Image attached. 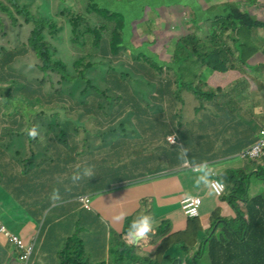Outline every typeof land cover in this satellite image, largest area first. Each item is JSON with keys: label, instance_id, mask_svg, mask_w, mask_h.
<instances>
[{"label": "rangeland", "instance_id": "rangeland-1", "mask_svg": "<svg viewBox=\"0 0 264 264\" xmlns=\"http://www.w3.org/2000/svg\"><path fill=\"white\" fill-rule=\"evenodd\" d=\"M92 1L98 6V8L103 10V13L106 12L108 16L116 14L122 19V29L124 34L127 32L128 25L131 22H134V30L131 37V42L133 40L134 47L137 48L139 46V38L143 39L148 37L149 41H157V44L152 48L153 51L157 52L159 55H147V60L141 62L131 60L123 55L112 59V55L110 54L109 50H107L108 54L104 56L100 49L97 51L92 49L90 42H86V39L88 38V32L98 27L100 17L102 16H96L99 17L97 19L94 17L93 13L91 12V0H18L19 5H21L23 8H26V10L31 15L43 17V19L53 28V32L45 29L42 35L43 40L47 43L51 61L54 63H61L67 67L71 75L76 76L75 74L79 72L85 73L84 78L87 81L84 80L78 81L74 84H64L60 77L56 74H43V72L39 71V62L35 59L34 54H32L27 48L28 36L31 32L32 25L26 24L22 17L16 16L17 24L13 27L10 21L7 20L4 15L0 14V58L4 55V53H18L14 62L9 64L10 72L16 77L28 80L34 88H41L43 95L45 97H50L52 102L50 104L46 103L47 98L44 100H38L37 102H34L30 99L26 100L21 91V89H23V86L20 84L21 81L16 79L13 80V89L10 91V96L12 97L11 100L14 107L13 115L15 114V117H18L19 120L23 121L21 115L28 113L24 110L22 111L23 107L26 108L23 105H26V103L31 101L33 104L32 107H35L36 109L32 110L34 113L31 115H25L30 119V121L38 117L41 118L38 128L39 137H41L42 142L39 143V141L31 142L25 140L23 136L24 129L21 130L22 127H9L7 125L8 119L6 117L0 121L1 132L3 133V131L6 130V132L3 134V137L12 139L11 141L4 142L9 145V148L6 150V156L11 158L15 150L19 149L20 152L16 156L15 160L19 162L17 165L20 167V169H22L27 167H24V164H26V160H29L34 155L33 150L35 149L38 157L33 158V161L30 162L31 167L39 166L42 161L48 164L47 168H50V165L55 167L56 169L51 170L52 172L56 171L54 182L57 181L59 176L65 175L63 170H66L67 167L63 165L62 160L64 159V155L70 147V144L68 143L69 146L65 147L63 141L66 142L67 138L65 135H62L61 137L63 139L61 141L60 138L57 137L56 131L52 130L54 129L52 126L53 124L58 125L60 123L66 122V128H68L66 133L72 131L74 129V125H76L78 129L80 128L77 136H84V130L91 134L98 132L102 135L106 131L108 132L109 130H112V140L113 137L116 138L115 148L118 147L120 143H122L125 146V153L127 154V157H115L113 162L112 160L111 162H106L104 166L110 170L112 168L114 169L115 167L118 168V166L122 165L124 168V173L129 177H133L134 179H138L135 178L139 175L137 172L141 171V168L145 167V165H140L141 160L144 159L136 158L135 154L138 153L143 157H147L148 155L160 156V153L154 149L140 150V148H138L133 151V148H131V146L135 144L143 146L144 143L148 141V128L150 126H145L147 123H143L141 117L136 119L134 112L130 109L131 104L125 103L124 95L112 89V72L115 76H119V74L122 76L129 75L131 89L129 92L130 98H132L134 102L138 103L141 112L144 110L150 115H152L151 113H156V118L165 116L167 117V120H171L170 130L175 129L178 123H180L181 129H183L185 127V125H183L185 119L200 117V114L196 116L193 115L192 108L189 106V103H192L193 96L186 91L184 93H188V95L186 94L182 96L184 93H177L174 96H165L163 100L158 99L155 101L154 98H158V91L162 89L158 88L156 85L157 81L155 78L144 76L146 67L148 70L150 67H160L163 69V63H166L165 66L169 64L168 61L170 60L176 45V40H173L174 37H177L175 33L178 31L185 32L183 29V18L185 21H188L190 14L186 7L183 8L182 0ZM216 2H218V0H213V3ZM240 2L241 0L237 3ZM88 5L90 6L91 10L88 8ZM164 6L168 7L167 13L162 10ZM233 10L238 9L235 8ZM156 12L159 13V16H157ZM195 13L198 14V11L196 10ZM185 14L186 16L184 17ZM240 14L242 15L243 13L241 12ZM142 18L143 20H141ZM236 19L237 18L233 12L227 15L218 13L213 18V21L209 22V24H214L213 27L209 28V33H206L204 29L194 30L192 35L196 37L197 41L198 39L204 38L210 39V47H208L209 51L206 57L211 52L223 50L227 65H238L239 67H242V65L239 63L241 55L234 52V42H232L229 37L234 38L239 43L238 47L244 45L247 40L249 45L256 48V51L250 55L248 60L253 59L259 54H263L262 50L264 49V30H262L261 38L257 33H255L252 36L250 34L249 38L246 39L245 37L239 36L233 31L235 24H233V29L228 28L229 22H236ZM244 19L249 21L240 22L239 28H242L243 30L252 29L253 23L256 19L250 17L248 14L244 16ZM259 19L261 20L260 23H264V18L262 16H260ZM73 21H76L75 28L73 27ZM137 22H139L138 25H136ZM221 25H224L226 29V33L223 35V37L226 39H224L222 43V38L219 36L218 31L216 30V28ZM261 28H264V25H261ZM190 31H192V29ZM231 31L232 35H229ZM216 35L218 36L217 38ZM107 37L108 34H104L103 41H107ZM122 44H125L124 39ZM179 53L180 47H177L176 56ZM144 54L146 53L144 52ZM88 66L89 68H87ZM86 69L87 72H85ZM197 69H205L208 73H213L211 72V69L203 66V63ZM200 81L201 80L196 81L198 89L203 92H207L210 88H207L205 85L201 84ZM168 82L171 83V79ZM263 82L264 77H262V83ZM86 87L88 89L84 94L83 90ZM95 89H98L99 93H96ZM57 92H60V94L64 97V100H62L56 94ZM93 94L97 95V103H99L102 108L101 110H96L95 113L87 114L85 109L89 106V104L87 103L83 106L82 99ZM104 96L106 97V100L104 99ZM58 98L61 102H57ZM183 98L185 101L181 102L180 100ZM261 98L262 100H258L254 106L251 102L246 105L245 115L242 114L239 109L234 110L233 108L222 106L223 113L233 116L231 121L239 119L243 120L245 124L247 134L241 128H235L233 132L229 133V138H237V147L241 143L245 142L248 136L259 137L260 132L264 130V124L260 121V117L264 115V95ZM23 101L27 102L22 103ZM172 101L174 102V105L172 104ZM20 105L22 107H20V110H17ZM0 106L3 108L5 105L0 101ZM117 112H121V116H117ZM203 115L204 114L202 111V117H204ZM77 121L81 124L77 123ZM216 122L222 123L223 120L219 118L216 120ZM31 124L36 123L33 122L30 123V125ZM111 126L112 128H110ZM9 130L13 132V134L18 132L20 138L7 134ZM205 130H208V128ZM207 137L209 139L207 142H201V144H206V146L203 148V150H199L200 154L204 156L209 155L212 157V159L218 161V163H225L228 161L237 163V165L242 163V161H240L238 158L227 160V154H229L231 151H226L225 147H222L225 142L223 141L225 139L224 136L214 135L213 138L210 136ZM109 138L111 137H108L107 140H109ZM52 139H54V141H52ZM104 139L106 140V138ZM27 142L30 143L28 144ZM52 144L54 145V148ZM79 146L81 145L79 144ZM40 150L42 151L40 152ZM79 152H81V150ZM79 158L80 157H78V160H80ZM131 161L133 163L132 167L129 166ZM262 162L264 163V158L259 163ZM154 165L156 168H160L162 171L173 168L170 167L168 162L165 160H163L161 163L156 161ZM243 166V168L237 170L244 169L246 164ZM181 169L184 168L182 167ZM146 176L149 175L147 174ZM254 183L255 182L253 181L251 188L249 189V196L258 197L260 194L264 195V191L259 194L257 187L252 188ZM259 186H262L264 190V183L259 184ZM66 187L67 185L64 184L63 193L66 192ZM53 189L59 191L58 186H52L48 193H51ZM121 233H123V231ZM114 236L116 239H118L115 233ZM109 239L110 245L112 246V233H109ZM69 240L67 241L66 239L67 242L65 241L66 243L64 244L63 248L66 247V245L69 243ZM159 243L160 242L151 244L148 248L150 252L155 251ZM197 247L198 245L195 244L196 252ZM168 249L169 248L166 249L165 253ZM183 253L184 257L182 259L174 257L179 259L178 264H183V259H186V263L193 261L189 254L185 252ZM206 257L207 253H205L203 256H200L197 262L204 264L203 259ZM110 258L111 257L109 256V259ZM90 264L93 263L90 262ZM102 264L112 263L109 261L107 263L106 260ZM129 264H133V262ZM134 264L137 263L134 262Z\"/></svg>", "mask_w": 264, "mask_h": 264}, {"label": "trees", "instance_id": "trees-1", "mask_svg": "<svg viewBox=\"0 0 264 264\" xmlns=\"http://www.w3.org/2000/svg\"><path fill=\"white\" fill-rule=\"evenodd\" d=\"M91 2L92 10L89 5L88 8L91 10L94 17L97 19L99 17L96 16H102L100 17L98 27L88 32L86 42H90L91 48L96 51L100 49L104 56L108 54L107 50H109L112 59L123 55L134 61H146L149 53H142L140 55L138 50H135L131 43L134 26L129 24L127 27L128 33L125 32L124 34L122 29L123 21L118 15L112 14V16H108L107 13H103V10L98 8L92 0ZM234 13L237 15V20L236 22L230 21L228 28L233 29V24H235L233 29L235 32L240 27V22L247 21L242 19L245 16V13L241 15L239 10H234ZM0 14L4 15L7 20H9L13 27L17 24L16 16L22 17L26 24L32 25L31 32L28 36L27 48L32 54H34L35 59L39 62V71L43 72V74H56L64 84H74L78 81L84 80L87 81L84 78L85 73L79 72L75 74L76 76L71 75L67 67L61 63H54L51 61L47 43L43 40L42 35L45 29L53 32V28L43 19V17L31 15L26 8L19 5L18 0H0ZM194 18L197 22L196 15H194ZM205 20L207 19H203L202 22ZM260 25L263 26L264 23H260ZM75 26L76 21H73V27L75 28ZM104 34H108L107 41H103ZM217 37L218 36L216 35V38ZM123 39L125 40L124 45L122 44ZM195 39L196 37L194 35H188L178 44L177 47H180V53L172 60L171 65L168 66L166 70L168 69V76L171 80H174V83L178 86L173 91L172 95L174 96L177 93L180 94L182 90H185L190 93L193 96V99L198 101L203 108L205 101H211L213 95L198 89L196 81L201 80L199 76L195 78L185 77L182 74V71L190 72L194 67L198 68L200 62L201 64L203 63V66L206 68L211 69V72L217 73L237 71V67L226 64L223 50L211 52L204 60L201 59L204 56L205 48L197 44ZM229 39L234 42V52L241 55L239 59V62H241L246 49L241 46L238 47L239 43L234 38L229 37ZM196 46L199 47V49H197ZM231 52L234 53L233 51ZM17 55L18 53L16 52H9L4 53L0 58V101L6 106L3 108L0 106V121L7 117V125L9 127H22L21 130H23L25 127L30 126V123L34 122L38 125L41 118L38 117L30 121V119L26 117V115L34 113L32 110L36 109L35 107H32L33 104L31 101L26 103V105H23L26 108L23 107L22 111L24 110L25 112H28L25 113L26 115H21L23 121L19 120L18 117H15V114L13 115L14 107L10 91L13 89L12 82L14 79L21 81L20 84L23 86L21 91L26 100L30 99L37 102L38 100H44L47 98L46 103L50 104L52 102L50 97H45L43 95L41 88H34L28 80L16 77L10 72L9 64L14 62ZM192 55L197 56V61L192 60ZM163 64L165 65L166 63ZM87 68H89V66ZM154 68L155 67H150L148 70L146 67L144 75L145 77L155 78L160 86L158 88L162 89L158 91V98H154V100H163L165 96L171 97L168 88L163 87L160 83L162 71H155L153 70ZM176 68L179 69L178 72ZM85 72H87V69ZM129 79V75L122 76L119 74V76H115L112 72V89L124 95L125 103L131 104L130 109L134 112L136 119L141 117L142 122L147 123L145 126H150L148 128V141L145 142L143 146L135 144L132 145L131 148H133V151L138 148H140V150L154 149L160 153V156L148 155L147 157H143L138 153L135 154L136 158L144 159L141 160L140 165H145V167L141 168V171L137 172L139 175L135 178H144L147 174L155 175L159 172V168H156L154 165L156 161L161 163L165 160L168 162L169 166L179 165V151L181 152V148H187L189 141L188 137L180 140L177 134L181 127L180 123H178L172 133L177 135L181 142V147L174 148L165 143L164 139L166 133L170 130L171 120H167V117L165 116L156 118V113H151L152 115H150L144 110L141 112L138 103L130 98L129 92L131 89ZM87 89L88 88L86 87L83 90L84 94ZM229 91L231 93L234 92L233 88H229ZM95 92L99 93V90L95 89ZM188 93H184L182 96L186 94L188 95ZM56 94L64 100V97L60 92H57ZM96 96L97 95L93 94L82 99L83 106L87 103L89 104L85 109L87 114L95 113L98 109L101 110L102 107L97 103ZM104 99L106 100L105 96ZM25 102L27 101H23L22 103ZM57 102H61L59 101V98L57 99ZM20 107L22 106L20 105L17 110H20ZM218 110H221L220 107H218ZM200 111L204 110L202 109ZM117 116H121V112H117ZM77 123L79 122L77 121ZM52 126L54 127L52 130L56 131L57 137H59L61 141L63 139L61 137L62 135H65L67 138L66 142L63 141L65 147L69 146L68 143L70 144V147L65 154V158L62 160L63 165L68 169H71L72 167L75 168V166L81 161H86L93 166L95 172V175L89 179L103 177L106 188L111 187L112 182L114 181L136 180L124 173L122 165L110 170L104 166L106 162H111V160L113 162L115 157H127L125 146L122 143L115 148L116 138L113 137L112 140V130H109L108 132L106 131L103 135L98 132L91 134L84 130V136H77L80 128L78 129L76 125H74V129L69 133H66L68 130V128H66V122L58 125L53 124ZM110 128H112V126ZM5 132L6 130H4L3 133L0 130V149L2 148L3 150L9 148V145L4 142L12 140L11 138L3 137ZM9 132L11 131L9 130L7 134L10 136L20 138L18 132L15 134ZM25 137V140L27 141L42 142L39 135L36 138H31L26 135ZM108 137L111 138L107 140ZM104 138H106V140ZM52 141H54V139H52ZM79 144L81 146H79ZM80 150L81 152H79ZM78 157H80V160H78ZM259 162L261 161L246 160V167L244 169L229 170L216 177L224 184L225 192L217 199L216 209L210 214V218H208L204 224L198 218L188 219L182 232L172 234L170 223L164 221L154 227V232L152 233L149 242H141L138 245H127L123 237L128 220L138 213H147L154 217L148 199L141 200L139 209L123 221V233L120 236H117L119 240L116 239L114 235L112 236V247H110L109 250V256L111 258L109 259V262L112 264H129L132 262L133 264L134 262L137 264H178L179 259L174 258L175 256L170 257L165 253L167 248H176L182 253L185 252L189 254L193 260V264H201L197 261L199 257L203 256L205 253H207L209 263L205 262L204 258V264H264V195L262 194L256 199L249 196V189L251 188L253 181L264 183V163ZM132 165L133 163L131 161L129 166L132 167ZM138 182H140V180L132 181L131 184ZM203 225H207L208 228L204 230ZM201 240L202 242L196 252L195 244H198V241L200 242ZM157 242L160 243L155 251L147 253L142 251L147 250L151 244ZM84 247H86V245L80 239L73 237L69 240L66 247L62 248L58 253L57 257L59 263L90 264V260L85 253Z\"/></svg>", "mask_w": 264, "mask_h": 264}, {"label": "crops", "instance_id": "crops-1", "mask_svg": "<svg viewBox=\"0 0 264 264\" xmlns=\"http://www.w3.org/2000/svg\"><path fill=\"white\" fill-rule=\"evenodd\" d=\"M238 1L240 0H218V2L213 3V0H182L183 8L186 7L190 12L188 21L183 18V29L185 32L178 31L175 33L177 37H174L173 40H176V45L168 61L169 64L164 65L163 69L160 67L153 69L162 71L160 83L163 87L168 88L171 96L178 86L174 83V80H171V83L168 82L170 78L166 68L171 65L172 60L176 57L178 44L188 35H192L194 30L204 29L206 33H209V28L214 26V24H209V22H212L218 13L227 15L233 12L237 18L233 10L237 8L243 14L245 13V15L248 14L250 17L255 18L252 29L243 30L238 28L235 33L246 39L249 38L250 34L252 36L257 33L261 38L264 28H261V20L259 18L260 16L264 18V0H241L242 3H237ZM162 10L167 13L168 7L164 6ZM196 10L198 14L195 13ZM156 14L159 16V13L156 12ZM194 15L197 16V22ZM203 19L207 20L202 22ZM130 24L133 25L134 22ZM191 29L192 31H190ZM216 30L222 38V43L226 39L223 37L226 33L225 26L221 25ZM229 35H232V31ZM195 41L205 48L204 56L201 58L204 59L209 51L210 39H198L200 42L195 39ZM138 42L139 46L137 48L134 47V49L138 50L140 55L144 52L146 54L149 53L148 55L158 54L152 48L157 44V41H149L148 37H145L138 39ZM131 43L134 46L133 40ZM241 47L246 50L242 61L239 62L242 67L235 65L237 71L208 73L205 69H197V67H194L190 72L182 71L185 77L195 78L199 76L201 78L200 83L210 88L205 93L212 94L213 98L211 101H205L203 108L194 99L192 103H189V106L192 108L193 115H198L200 110L203 109L212 118L185 119L183 123L185 127L183 129L180 128L177 135L180 140L188 137L189 144L187 145L188 152L186 156H188L190 163L184 164L180 159V166L177 165L167 171L166 173H169L168 176L133 184H130V181L127 180L122 182L114 181L111 187L106 188L103 177L73 182L70 179V174L74 169L72 167L71 169L63 170L65 175L59 176L57 181L54 182L56 171L52 172L51 170L56 169L55 167L50 165V168H47L48 164L43 161L39 166L31 167L30 162L33 161V158L38 157L35 150H33L34 155L29 160H26L27 162L25 161L24 167H27L20 169L17 165L19 162L15 160L20 152L19 149L15 150L11 158L6 156V150L0 149V226L22 240L23 243L27 245L33 244V250L27 264H60L57 255L72 236L77 237L86 245L84 250L90 262L98 264L107 260L108 263L109 250L112 247L109 233H112V236L114 233L120 236L122 234L123 221L139 209L140 201L144 199H148L151 204L155 219L154 227L164 221H168L172 234L180 233L185 228L187 219L182 212L180 203L186 197L200 198L201 206L198 212V219L203 224L207 221L210 214L217 207V199L214 196L208 197L205 195V189L193 184V178L197 175V172L193 169V164L206 161L209 168L212 169L213 176L217 177L226 170L243 168L244 163L242 162L238 165L229 161L218 163L211 156L200 154L199 150H203L205 147L200 145L202 142V130H204L201 125L207 123L206 127L211 128L213 133L225 137L222 147H225L226 151H231L227 154V159L237 158L241 151L257 140V137L248 136L247 140L237 147V138H229V133L233 132L235 128H241L246 132L245 124L243 120L239 119L231 121L233 116L222 112V106H227L234 110L239 109L245 115L246 105L251 102L254 106L258 100H262L261 97L264 95V82L262 83V77H264V74H262L264 73V49L262 50L263 54L248 60L250 55L256 51V48L249 45L247 40ZM196 48L199 49L197 46ZM192 60L197 61V56L192 55ZM199 65H201V62ZM176 70L177 72L179 71L178 68ZM156 85L160 87L158 82H156ZM228 88H233L234 92L231 93ZM184 92L185 90H182L180 94ZM184 101L185 99L181 102ZM218 107H220V111ZM216 115H221L224 118L222 123L216 122V119L213 118ZM260 121L264 124V115L260 117ZM172 131V129L169 130L166 136L172 134ZM182 167L184 169H181ZM64 184L67 187L66 192L63 193ZM259 184L261 183L255 182L252 188L257 187L260 194L264 190ZM52 186H58L60 199L52 200L50 198L51 193H48V191ZM82 195L91 197V211H85L77 202V198ZM252 198L256 199L258 197ZM120 211H125L128 215L119 221L113 219ZM207 228L206 225H203L204 230ZM200 242L197 244L196 250H198ZM142 251L150 252L148 249ZM166 254L170 257L175 256L181 259L184 257V253L176 248H169ZM205 262L209 263L208 257L205 258ZM182 263L193 264L190 261L186 263V259H183ZM0 264H19L16 259L15 249L1 235Z\"/></svg>", "mask_w": 264, "mask_h": 264}, {"label": "clouds", "instance_id": "clouds-1", "mask_svg": "<svg viewBox=\"0 0 264 264\" xmlns=\"http://www.w3.org/2000/svg\"><path fill=\"white\" fill-rule=\"evenodd\" d=\"M264 5V4H263ZM264 10V9H263ZM200 114V117L199 118H212L210 117L209 115H207L205 113V111H203V116L202 117V111L199 112ZM214 119H224L221 115H216L215 117H213ZM206 124L207 123H204V124H200L202 127H204V130H202V134H201V139H203L202 142H207L208 137L207 136H210L213 138L214 135H216L215 133L212 132L211 128H208V130H205L207 127H206ZM208 131V132H207ZM263 131V130H262ZM261 131V132H262ZM260 132V134H261ZM24 133L26 136L28 137H31V138H36L38 135H39V128H38V125L36 124H31L30 126H27L25 127L24 129ZM24 136V138L26 139V137ZM174 135L176 137V143L175 144H169L170 142L173 141V137H170L169 138V143L167 142V137L168 136H172ZM165 137V143L167 145H169L170 147H174V148H180L181 147V142L180 140L178 139L177 135L175 133H172L170 135H168ZM204 136V137H202ZM261 135L259 137H257V140L252 143L249 147L245 148L243 151H241L237 158L242 161L244 164L246 162V160H251V161H261L263 158L261 159H256V160H252V159H241L240 158V155L244 152V151H247L253 144H255L259 139H260ZM201 146H206V144H200ZM186 152H188L187 148H181V152L179 153V158L182 160V162L184 164H189L190 161L188 159V156H186ZM232 159V158H231ZM215 160V159H214ZM229 160V159H227ZM177 165L175 166H170V167H176ZM180 166V165H178ZM172 169V168H171ZM171 169H166L164 171H162L160 168L158 169L159 172L155 175H151V174H148L149 176H146L144 178H138L136 180H127V181H130V184L132 181H137V180H140V182L142 181H148V180H154V179H158V178H161V177H164V176H168L169 173H166L167 171H170ZM193 169L194 171L197 172V175L193 178V184L197 187H202L203 189L206 190L205 192V195H207L208 197H215L216 199H218L219 197H221L224 192H225V187H224V184L222 183L221 180L217 179L216 176H213V172H212V169L209 168L208 164L206 161H201L199 164H193ZM222 174V173H221ZM220 174V175H221ZM93 175H95V172H94V169H93V166L90 165L88 162L86 161H81L79 164H77L75 166V168L73 169V171L71 172L70 174V179L73 181V182H77V181H81V180H88L90 177H92ZM219 176V175H218ZM217 176V177H218ZM125 181V180H124ZM122 182V181H121ZM254 182H257V183H261L262 182H259V181H254ZM223 186V193L220 195V196H215V194L219 191V189ZM188 194V193H186ZM262 195V194H261ZM82 196H89V195H82ZM81 197V196H79ZM78 197V198H79ZM90 197V196H89ZM50 198L52 200H58L60 199V194L59 192L56 190V189H53L51 194H50ZM77 198V199H78ZM186 198H189V197H186ZM184 198L181 203H180V207L182 206V202L186 199ZM194 198H197V197H194ZM200 199V198H199ZM201 201V200H200ZM78 202V201H77ZM90 202H91V197H90ZM80 205V204H79ZM201 206V204H200ZM81 207V205H80ZM140 207V205H139ZM82 208V207H81ZM152 208V207H151ZM200 208V207H199ZM199 208H198V211L197 213L194 215V216H187L186 214H184L183 210V214L185 215L186 219H192V218H198V212H199ZM83 209V208H82ZM182 209V208H181ZM92 210V203H91V209L90 210H85V211H91ZM128 214L125 212V211H120L118 212L114 217L113 219L115 220H122L124 219ZM126 219V218H125ZM154 225H155V219L154 217H152L151 215L147 214V213H138L136 215H134L130 220H128L127 222V225H126V228H125V231H124V241L127 245H138L139 243L141 242H149L150 240V237L152 235V233L154 232ZM2 227V226H0ZM4 228V227H2ZM5 229V228H4ZM10 235H12L13 237H15L13 234H11L7 229H5ZM3 238H5L8 243L11 244V246L15 249V252H16V259L17 261L19 262V264H23L22 261L20 260V255L22 254V250H20V248L18 246H16L15 244L12 243V241L5 237L4 235L0 234ZM17 238V237H15ZM20 240V239H19ZM22 242V240H20ZM23 243V242H22ZM25 246H29L30 247V253H29V256H28V260L26 262V264L28 263L29 259H30V256H31V253H32V250H33V244H25L23 243Z\"/></svg>", "mask_w": 264, "mask_h": 264}, {"label": "built area", "instance_id": "built-area-1", "mask_svg": "<svg viewBox=\"0 0 264 264\" xmlns=\"http://www.w3.org/2000/svg\"><path fill=\"white\" fill-rule=\"evenodd\" d=\"M261 137L260 139L253 144L247 151H244L241 155V159H261L264 157V130L261 132ZM173 137V141L169 143V138ZM167 142L169 144H175L176 143V137L174 135L168 136L167 137ZM223 193V186L219 189V191L215 194V196H220ZM78 203L81 205V207L84 210H90L91 209V202H90V197L89 196H81L77 199ZM201 201L199 198H194V197H189L186 198L182 202V210L184 214L187 216H194L198 208L200 207ZM0 234L4 235L5 237L9 238L13 244L18 246L20 250H22V254L20 255V260L22 261L23 264H26L28 260V256L30 253V247L25 246L18 238L13 237L10 235L4 228L0 227Z\"/></svg>", "mask_w": 264, "mask_h": 264}]
</instances>
